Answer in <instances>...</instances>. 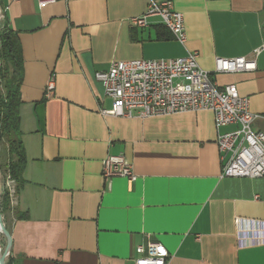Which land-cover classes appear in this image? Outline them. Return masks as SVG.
<instances>
[{"label": "crops", "instance_id": "crops-1", "mask_svg": "<svg viewBox=\"0 0 264 264\" xmlns=\"http://www.w3.org/2000/svg\"><path fill=\"white\" fill-rule=\"evenodd\" d=\"M40 1L0 0L24 60L26 162L5 218L10 263L136 264L137 247L156 242L168 264H264V232L254 237L264 177L222 176L217 139L238 126L217 129L211 111L104 115L112 101L96 78L114 61L197 51L219 88L236 85L250 99L253 129L264 132V50L252 72H215L217 59L252 58L263 47L264 0H168L184 17L186 49L158 17L133 24L147 0H55L44 9ZM110 154L125 156L136 182L103 177Z\"/></svg>", "mask_w": 264, "mask_h": 264}, {"label": "built area", "instance_id": "built-area-1", "mask_svg": "<svg viewBox=\"0 0 264 264\" xmlns=\"http://www.w3.org/2000/svg\"><path fill=\"white\" fill-rule=\"evenodd\" d=\"M145 15L134 19L136 27H146L147 19L158 17L174 39L187 48L184 17L168 0H147ZM55 0H41L44 9ZM264 45L254 52L252 58L217 59L216 73L252 72L256 69V58ZM197 51L187 50L177 59H136L114 61L105 72L96 74L102 83L105 96L112 101L111 109L104 115L115 117H138L142 119L184 113L211 111L217 129L236 125L237 130L220 134L217 145L223 163L222 176L226 178L258 179L264 177V132L254 131L253 123L258 118L250 109V99L240 95L236 85L219 88L209 72L200 65ZM53 84L50 83L49 90ZM103 177L125 178L130 183L137 181L131 163L124 155H108L103 161ZM13 184V181L8 182ZM8 184V185H9ZM13 197L15 190L9 189ZM243 221H237L241 237H245ZM254 229V237L263 236ZM252 227V223H250ZM259 243H254L258 245ZM136 264H168L169 254L160 243L148 242L137 247Z\"/></svg>", "mask_w": 264, "mask_h": 264}, {"label": "trees", "instance_id": "trees-1", "mask_svg": "<svg viewBox=\"0 0 264 264\" xmlns=\"http://www.w3.org/2000/svg\"><path fill=\"white\" fill-rule=\"evenodd\" d=\"M0 9V146L7 145L9 161L5 165L11 180L20 182L26 162L20 133L19 108L24 78V60L18 33ZM9 190L0 196V219L10 209ZM3 225L5 226L4 222ZM7 264H11L10 260Z\"/></svg>", "mask_w": 264, "mask_h": 264}, {"label": "rangeland", "instance_id": "rangeland-1", "mask_svg": "<svg viewBox=\"0 0 264 264\" xmlns=\"http://www.w3.org/2000/svg\"><path fill=\"white\" fill-rule=\"evenodd\" d=\"M7 145H1L0 146V196L6 192V190L8 191L9 189H14V183L9 184L8 182L12 181L7 173V171H5V165L8 163L9 161V156L7 153ZM9 184V185H8ZM10 211H11V207L7 212L3 213L4 217V224L1 221V225L0 226V259H2L5 264L8 263V261L10 260V239L8 237V229H6V219L8 218V216L10 217Z\"/></svg>", "mask_w": 264, "mask_h": 264}, {"label": "water", "instance_id": "water-1", "mask_svg": "<svg viewBox=\"0 0 264 264\" xmlns=\"http://www.w3.org/2000/svg\"><path fill=\"white\" fill-rule=\"evenodd\" d=\"M0 9H1V7H0ZM1 16H2V17H5V13L3 12V13L1 14ZM0 225H2V224H1V221H0ZM2 226H3V225H2ZM0 264H1V263H0ZM3 264H5V263H3Z\"/></svg>", "mask_w": 264, "mask_h": 264}, {"label": "bare ground", "instance_id": "bare-ground-1", "mask_svg": "<svg viewBox=\"0 0 264 264\" xmlns=\"http://www.w3.org/2000/svg\"><path fill=\"white\" fill-rule=\"evenodd\" d=\"M0 226H1V225H0ZM1 227H2V226H1ZM0 263L3 264V263H5V262H4L2 259H0Z\"/></svg>", "mask_w": 264, "mask_h": 264}]
</instances>
